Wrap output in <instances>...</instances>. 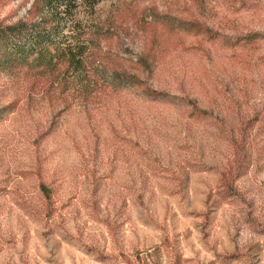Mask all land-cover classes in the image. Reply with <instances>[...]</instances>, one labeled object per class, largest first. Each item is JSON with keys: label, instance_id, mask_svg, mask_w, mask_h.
<instances>
[{"label": "rangeland", "instance_id": "374dc122", "mask_svg": "<svg viewBox=\"0 0 264 264\" xmlns=\"http://www.w3.org/2000/svg\"><path fill=\"white\" fill-rule=\"evenodd\" d=\"M69 33L88 93L0 75V264H264V0H77Z\"/></svg>", "mask_w": 264, "mask_h": 264}, {"label": "trees", "instance_id": "16d2710c", "mask_svg": "<svg viewBox=\"0 0 264 264\" xmlns=\"http://www.w3.org/2000/svg\"><path fill=\"white\" fill-rule=\"evenodd\" d=\"M90 1L97 4L103 0ZM76 7L77 0H35L29 10V17L10 24L0 21V75L30 71L41 76L49 72L51 83L57 82L64 88L74 83L79 85V89L84 93H88L92 83L86 77L77 75L68 79L67 75L65 76L70 69L74 75L83 71L86 65L85 45L75 43L69 36L75 25ZM191 25L203 26L197 22H192ZM204 31L211 38H216L210 29L204 28ZM260 35L259 32L250 33L243 39L246 43H253ZM152 55L154 52L146 51L135 61V65L143 74L155 71L157 62L151 59ZM125 80L128 87H141L149 100L170 101L169 94L148 85V80L139 74L127 76ZM116 83L114 81L112 84L115 86ZM188 105H192V113L196 115L208 114L195 102H188ZM13 106L14 104H8L0 107V120L14 111ZM228 179L226 175L225 182ZM49 189L47 185L42 184V192L48 198L51 197Z\"/></svg>", "mask_w": 264, "mask_h": 264}]
</instances>
